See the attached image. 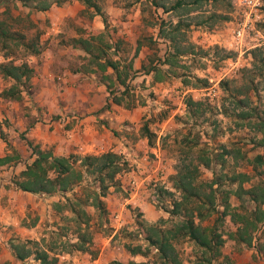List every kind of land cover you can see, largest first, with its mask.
Wrapping results in <instances>:
<instances>
[{
	"label": "rangeland",
	"instance_id": "374dc122",
	"mask_svg": "<svg viewBox=\"0 0 264 264\" xmlns=\"http://www.w3.org/2000/svg\"><path fill=\"white\" fill-rule=\"evenodd\" d=\"M157 1L167 6L173 2ZM91 4L88 6L80 0H64L46 12L35 11L14 1L0 6V20L11 24L13 30L24 34L26 39L39 35L40 53L26 57L37 72L34 71L33 76L52 75L50 85L45 81L44 85L40 81L20 85V101H9L0 96V153L2 157L12 158L8 164L0 166V204L7 200L5 205H9L10 214L17 215L19 228L18 232L11 233L0 243V264H39L33 257L24 261L14 258L11 244L27 240L40 243V247L49 245L54 248L53 252L64 264L145 263L148 259L131 255L128 248L139 246L153 254V249L148 248L145 241L144 225L158 223L168 227L181 220L172 218L168 211L172 200L179 198L172 188L171 178L176 173L178 158L186 154L192 157L203 153L212 158L229 151V155L222 159L223 164L219 165L221 161L216 159L218 165L213 164V170L218 174H248L251 181L244 183V188L258 182L254 157L261 155L264 158V147L258 145L261 135L249 128H238V121L223 113L225 108L233 109L231 96L242 98L237 93V89L245 83L242 71L253 69L249 53L252 49L234 38V31L244 21V13L248 9L241 8L238 0H223L213 6L204 3L199 14L203 13L207 18L210 13H221L226 8L229 19H204V25H192L187 30L189 41L202 53L184 58L183 64L188 67V72L182 74L207 80L206 88H202L184 86L182 79L173 77L162 83H154L152 75L146 74L143 67L148 65V57L155 52L157 56H163L165 46L161 41L155 47V52L144 44L135 53L136 41L143 36L155 37L159 19L175 22L173 14L162 13V9L151 5V0H91ZM97 8L99 13H96ZM189 19L183 17L185 22H189ZM251 20V33L258 32L264 36V2L254 10ZM88 32L108 33L113 43L121 41V55L132 59L129 94L121 105L111 101L112 96L119 97L124 88L114 81L110 69L105 74L113 79L109 86L111 95L107 91L108 81L102 79V74L81 71L87 63L86 54L74 46V40L87 38ZM11 84L0 75V95ZM42 86L52 88L56 99L54 107L60 106L51 119L63 123L61 135L76 142L62 151L64 157L71 154L78 157L98 156L113 152L127 162V168L116 176L115 185L110 186L101 198L103 210L93 206L91 198L86 200L93 190L99 191L92 176H85L82 183L65 197L22 192L11 183L34 159L25 139L29 140L27 135L30 128H34L38 122L44 123L45 110L37 101L39 98L45 100L44 95L37 96V90ZM260 94L258 106L263 108L264 93ZM189 96L202 102V109H205V113L197 119H193L187 111L186 100ZM107 99L110 106L103 109ZM252 99L254 105L256 99ZM2 104H6L5 108ZM19 114L27 119L26 131L20 130L17 125ZM143 125H147L155 135L152 143L142 136L140 129ZM30 141L58 156L55 153L60 144L43 147L35 139ZM212 177L211 170L200 167V181L208 182ZM134 179L140 183L136 194L133 188L137 182ZM236 187L224 185L227 190ZM65 198L73 203L75 198L87 201L83 209L90 216L87 226L91 235L89 249L95 253V258H92L94 254L88 252H66L64 245L69 247V244L77 241L76 225L70 221L73 218L70 212L58 213L53 205L57 201L64 202ZM133 198L143 200L149 210L142 212L141 207L133 206ZM229 201L232 206L239 207L237 212L240 213L245 208H253L251 203L240 201L233 195ZM215 219L216 215L201 225L212 226ZM219 225L225 240L222 254L230 264H264V256L256 254L254 245L246 247L229 238V234L235 231L229 216L224 217ZM177 250L183 264L197 263V251L189 241L180 242ZM6 256H12L14 260L3 261Z\"/></svg>",
	"mask_w": 264,
	"mask_h": 264
},
{
	"label": "trees",
	"instance_id": "16d2710c",
	"mask_svg": "<svg viewBox=\"0 0 264 264\" xmlns=\"http://www.w3.org/2000/svg\"><path fill=\"white\" fill-rule=\"evenodd\" d=\"M10 1L20 2L23 6L39 12H46L53 5L58 6L64 2V0H0V6L7 5ZM80 1L88 6L93 5L91 0ZM222 1L173 0L167 6L157 0H151L153 7L162 9L164 14H173L176 18L175 22L160 18L155 37L143 36L136 41V54L144 44L153 52L159 41L165 46L162 57L157 56L156 52V54L153 53L148 57V65L143 67L146 74L152 75L154 83H162L173 77L182 79L181 83L184 86L206 88L207 80L182 74L186 73L185 71L188 72V67L183 64L184 58L195 57L202 53L200 48L189 41L187 30L192 25H204L206 23L204 19L227 21L229 17L226 8L221 13H210L207 18L203 13L199 14L204 3L213 6ZM96 13H99L98 8ZM193 13L197 14L192 16ZM183 17H190L189 22H185ZM104 24L106 25L105 19ZM87 34V38L74 40V46L86 54L87 63L81 71L102 74V79L108 81L107 91L111 95L109 86L113 79L105 74L110 69L114 81L124 88L120 93L117 90L119 97L112 96L111 101L115 105H121L129 94L128 81L132 77V59L128 60L121 55V41L113 43L108 33L88 32ZM38 39V34L31 39H26L24 34L13 30L12 25L7 21L0 20V53L3 58L0 62V75L3 79L12 82L11 86L1 93L2 99L9 101L22 99L20 85L26 86L34 73L26 57L40 53ZM249 53L253 69L242 71L245 83L237 89L238 95L242 98L231 96L233 109L225 108L223 113L225 116L234 117L238 121L236 124L238 128H249L256 134H260L262 138L258 145L264 147V103L263 108L258 106L261 101L260 93H264V47L252 49ZM253 97L256 99L254 105ZM109 106L110 102L107 99L103 109H108ZM202 106V102L195 101L190 96L186 100L187 111L193 119L205 113ZM140 132L149 143H152L155 135L147 125H143ZM25 142L31 149L34 159L11 181L13 186L22 192L45 196L59 194L65 197L74 187L82 183L85 176H92L98 184L99 191L93 190L86 200L91 198L93 206L103 210L104 204L101 198L105 196L110 186L115 185L116 176L127 168V162L113 152L98 156L78 157L72 154L67 157L54 156L50 150H42L38 145H33L30 140L25 139ZM229 153L225 151L212 158L203 153L192 157L186 154L178 158L176 173L171 179L172 188L179 194V198L172 200L168 213L172 218L178 217L181 220L173 222L168 227L158 223L144 225L145 241L154 253L152 254L149 249L144 251L139 246L128 248L131 255H141L148 259L145 263L130 262L129 264H183L177 245L184 240L189 241L193 249L197 251L196 264H230L222 254L225 240L219 230V223L223 222L226 216L230 217V221L235 226V231L229 234V238L246 247L254 245L256 254L264 256V158L261 155L254 157V170L257 172L258 182L249 188H244L243 184L251 181L248 174L235 172L218 174L212 168L213 164H223V157ZM216 159L221 162H216ZM10 161H12L10 156L0 157V166ZM202 166L212 171L213 177L208 182L199 180ZM225 184L237 185V187L234 190H227L224 188ZM165 193L173 195L171 192ZM231 195L240 201L246 200L253 205V208H245L242 213L237 212L239 207L232 206L229 201ZM86 200L75 198L73 203L69 198H65L64 202L57 201L53 205L58 213L70 212L73 215L70 221H74L76 225L77 241L69 244V247L64 245L66 252L69 254L74 251L88 252L91 255L94 254L92 258H95V253L89 249L91 235L87 226L90 216L83 209V206L87 204ZM219 208L223 210L220 211ZM215 215L216 219L212 226L201 225ZM40 245L36 241H18L16 244L12 243L10 249L18 261L33 257V260L39 264H64L60 263L53 252L54 248H50L49 245L40 247ZM149 257L152 259L149 260Z\"/></svg>",
	"mask_w": 264,
	"mask_h": 264
},
{
	"label": "crops",
	"instance_id": "0c3cea01",
	"mask_svg": "<svg viewBox=\"0 0 264 264\" xmlns=\"http://www.w3.org/2000/svg\"><path fill=\"white\" fill-rule=\"evenodd\" d=\"M34 71L36 72L35 69ZM50 78H52L51 74H48L47 76H45L44 74L43 75L39 74L38 76L37 75L32 76L29 81L30 83H33V84H37V82L40 81L42 85L45 84L44 83L45 81L47 85H50L51 84ZM37 93H38L37 96L39 95L45 96V100L44 99L42 100L41 98L37 100L38 102L40 101V105L42 106V109L45 110L44 115H43L45 116L43 119L44 123H39V122L36 123L34 125V128L29 129L30 131L28 132L27 137L29 140L35 139L37 143L41 142L43 147H46V146L52 147V145H55L56 143L60 144V148H56L55 154L58 156L59 155L63 156L62 151L65 150L67 146L75 144L76 142L74 140H67L65 137L61 135V127L64 126L63 123H61L60 121H54L53 119H51V115L56 113V111L60 109V106L54 107V103L56 99L52 93V88H50L49 86H45V87L42 86L41 89L38 88ZM65 93L66 92H64V94ZM0 100L2 101V99ZM2 106L5 108L6 104H2ZM33 113L35 112L33 111ZM20 116L21 114H19L18 117ZM13 120L15 119L13 118ZM17 125L20 130L26 131L27 119L20 117ZM0 157H2L1 153H0ZM131 177L136 178L135 176H131ZM135 181L137 182V186L133 188L134 194L137 193L136 190L140 187V183L137 180ZM8 195L11 196V194H8ZM6 201L4 200L0 204V243L6 240V238H8L11 233L19 231L17 215L10 214L9 205H5ZM131 202L133 206L141 207L142 212L149 210L147 204L144 203V201L140 200L139 198H133L131 199ZM149 220L151 219L149 218ZM6 260L13 261L14 259L12 256L10 257L6 256V258H4L3 261H6Z\"/></svg>",
	"mask_w": 264,
	"mask_h": 264
},
{
	"label": "built area",
	"instance_id": "2783aa9c",
	"mask_svg": "<svg viewBox=\"0 0 264 264\" xmlns=\"http://www.w3.org/2000/svg\"><path fill=\"white\" fill-rule=\"evenodd\" d=\"M263 2L264 0H238L239 6L241 8H247L248 11L244 13V21L238 24L234 31V38L238 43H246L250 49L264 47V36L260 35L258 32L255 34L251 33V30H253L251 27V16L254 10L260 7Z\"/></svg>",
	"mask_w": 264,
	"mask_h": 264
}]
</instances>
